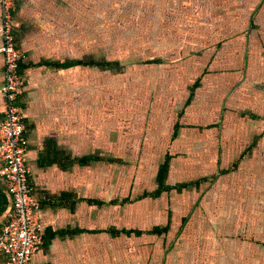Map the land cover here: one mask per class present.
<instances>
[{
    "label": "crops",
    "instance_id": "crops-1",
    "mask_svg": "<svg viewBox=\"0 0 264 264\" xmlns=\"http://www.w3.org/2000/svg\"><path fill=\"white\" fill-rule=\"evenodd\" d=\"M16 1L32 263L264 264V0Z\"/></svg>",
    "mask_w": 264,
    "mask_h": 264
},
{
    "label": "built area",
    "instance_id": "built-area-1",
    "mask_svg": "<svg viewBox=\"0 0 264 264\" xmlns=\"http://www.w3.org/2000/svg\"><path fill=\"white\" fill-rule=\"evenodd\" d=\"M4 43L6 108L0 121V182L12 198V212L0 232V264H33L32 256L43 244L40 201L29 181L26 163L28 138L20 100L24 80L20 66L24 53L16 40V0H0Z\"/></svg>",
    "mask_w": 264,
    "mask_h": 264
},
{
    "label": "rangeland",
    "instance_id": "rangeland-1",
    "mask_svg": "<svg viewBox=\"0 0 264 264\" xmlns=\"http://www.w3.org/2000/svg\"><path fill=\"white\" fill-rule=\"evenodd\" d=\"M252 6V5H251ZM252 8V7H251Z\"/></svg>",
    "mask_w": 264,
    "mask_h": 264
}]
</instances>
